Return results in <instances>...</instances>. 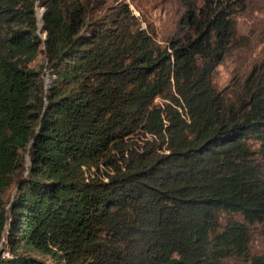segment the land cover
<instances>
[{"label": "trees", "instance_id": "16d2710c", "mask_svg": "<svg viewBox=\"0 0 264 264\" xmlns=\"http://www.w3.org/2000/svg\"><path fill=\"white\" fill-rule=\"evenodd\" d=\"M178 1L0 0V264H264V60L218 91L238 0Z\"/></svg>", "mask_w": 264, "mask_h": 264}, {"label": "rangeland", "instance_id": "374dc122", "mask_svg": "<svg viewBox=\"0 0 264 264\" xmlns=\"http://www.w3.org/2000/svg\"><path fill=\"white\" fill-rule=\"evenodd\" d=\"M134 16L142 28L148 31L154 41L165 46L171 39L188 37L187 28L181 24L186 8L178 0H126ZM202 0H198L200 6ZM238 11L233 19L235 22L238 43L225 55L215 69L212 82L218 91L227 90L234 95V86L250 72L256 64L264 60V0H238ZM42 10H37L40 20ZM41 59L37 60L40 63ZM47 76L45 81H47ZM231 85V86H230ZM251 156L249 164L264 175V152L256 143L249 146ZM242 222L239 217H234ZM250 253L264 251V234L258 229L250 228ZM4 252L5 247H1ZM0 250V251H1ZM2 252V251H1ZM1 254V253H0ZM8 257L10 256L5 253ZM225 264H243L239 260H231Z\"/></svg>", "mask_w": 264, "mask_h": 264}, {"label": "built area", "instance_id": "2783aa9c", "mask_svg": "<svg viewBox=\"0 0 264 264\" xmlns=\"http://www.w3.org/2000/svg\"><path fill=\"white\" fill-rule=\"evenodd\" d=\"M6 253V252H5ZM5 253H4V257H7L6 255H5Z\"/></svg>", "mask_w": 264, "mask_h": 264}, {"label": "water", "instance_id": "95a60500", "mask_svg": "<svg viewBox=\"0 0 264 264\" xmlns=\"http://www.w3.org/2000/svg\"><path fill=\"white\" fill-rule=\"evenodd\" d=\"M41 16H42V14H41Z\"/></svg>", "mask_w": 264, "mask_h": 264}]
</instances>
